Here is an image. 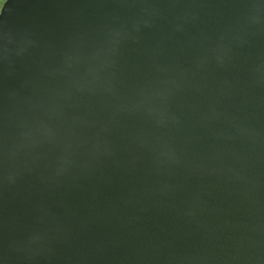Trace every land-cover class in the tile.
<instances>
[{
  "label": "water",
  "instance_id": "water-1",
  "mask_svg": "<svg viewBox=\"0 0 264 264\" xmlns=\"http://www.w3.org/2000/svg\"><path fill=\"white\" fill-rule=\"evenodd\" d=\"M0 264H264V0H7Z\"/></svg>",
  "mask_w": 264,
  "mask_h": 264
},
{
  "label": "flooded vegetation",
  "instance_id": "flooded-vegetation-1",
  "mask_svg": "<svg viewBox=\"0 0 264 264\" xmlns=\"http://www.w3.org/2000/svg\"><path fill=\"white\" fill-rule=\"evenodd\" d=\"M7 0H0V13H1V10H2V7L3 5L5 4Z\"/></svg>",
  "mask_w": 264,
  "mask_h": 264
}]
</instances>
